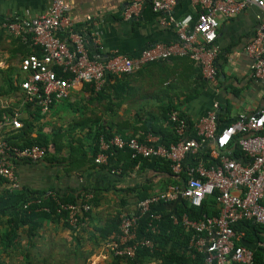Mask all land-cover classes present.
I'll return each instance as SVG.
<instances>
[{"label":"crops","instance_id":"obj_1","mask_svg":"<svg viewBox=\"0 0 264 264\" xmlns=\"http://www.w3.org/2000/svg\"><path fill=\"white\" fill-rule=\"evenodd\" d=\"M64 2L70 8L69 16L73 18L74 23L71 29H58L55 35L69 47L73 43V34L80 35L88 52L91 51L93 57H99L101 60L113 55L135 57L143 49L154 44L176 41V30L159 23L167 14L154 12L149 1L145 0L138 8L133 7L130 0ZM49 4V0H0V91L3 90V79L7 76L12 78L17 88L10 94L0 96L1 117L2 111L19 107L22 96L19 84L25 79L20 62L26 56L25 48L15 41L16 37L8 33L1 22L14 17L31 19L44 13ZM195 13L196 6L189 0H178L171 15L177 20H182L191 18ZM87 17H92L95 24L88 23ZM261 25H264V10L256 6L246 7L228 19H219L215 41L219 54L213 63L215 79L212 81L204 77L207 81L205 85L189 92L192 98L187 102L183 101L188 94L187 85L193 81V76L187 79L191 69L185 62L179 64L167 60L160 66L147 69L143 76L137 78L139 81L133 86L141 91H138L133 99L128 98L121 104L118 103L119 105H115L118 101L113 100L108 111L105 109L108 101L89 99L84 85L73 90L69 100L55 103L46 119H42L40 123L34 119L32 137H36L38 131L49 134L50 130L60 129L58 155L65 159L56 164L44 159L35 163L13 164L20 189L38 192L56 189L61 193L82 188L93 189L100 191L97 194L99 202L97 207L92 205L90 218H86L75 233L65 227L61 220H45L33 237H27L26 230L19 229L16 232L17 237L13 240L15 244L10 243V247L4 248L0 240V264H84L83 259L88 253L90 256L85 264H114L109 245L115 236L101 238L96 228L103 226L117 211L133 209L136 204V192H131L130 189L151 182V195L164 191L171 185L161 189L166 185V178L152 170L153 159L148 160L146 169L134 168L126 174H116L99 165L81 166L76 160L69 162L66 158L69 154L79 158L84 154L87 158L92 155L91 131L98 123L106 128L116 126L115 129H122L120 133L114 130L113 133L123 137L133 135V129L130 127H137L145 120H150L160 129L162 104H168L171 100L182 110L187 123L195 130L196 123L213 111L214 104L219 107L217 128L232 124L241 114L249 116L256 113L264 107V84L255 78L253 61L246 54L245 47L254 39ZM193 67L197 66L193 64ZM130 79L135 80V77ZM107 82L108 79L103 87L108 86ZM21 111L26 119L38 112L36 109L26 108ZM38 126L41 129H38ZM162 126L165 128L166 125ZM157 133H148L144 139L158 138V143L161 144ZM140 136L137 132L132 137ZM184 137L189 139L186 129ZM122 158L121 154L120 161L115 162V167L127 163L124 160L122 162ZM5 190V183L1 180L0 196ZM126 201L129 204L122 209L120 204ZM17 202L19 197L0 201V237L8 232L5 222L9 211L8 208L7 211L2 209L8 205H16ZM132 204L134 205L131 206ZM245 236L244 234L243 240Z\"/></svg>","mask_w":264,"mask_h":264},{"label":"built area","instance_id":"obj_2","mask_svg":"<svg viewBox=\"0 0 264 264\" xmlns=\"http://www.w3.org/2000/svg\"><path fill=\"white\" fill-rule=\"evenodd\" d=\"M49 1L47 10L38 16L31 19L14 17L3 24L8 33L20 38L32 50L20 62L25 79L19 84L22 91L19 107L0 119V180L10 192L20 189L13 171V159L39 162L48 156L46 147H19L8 141L9 136L17 135L23 128V120L27 118L21 111L23 108L36 109L46 119L53 104L69 100L71 92L78 87L94 84L95 90L99 91L109 75H129L146 64L171 57H188L205 78L213 81V63L219 54L215 45L219 19L233 17L249 6L264 10V0H189L200 8L195 19L177 20L171 13L178 0H146L154 12L167 14L159 23L176 30V41L154 44L135 57L113 55L101 60L89 55L80 35L73 34L71 47L55 35L60 28L71 29L74 21L64 0ZM130 1L133 7L138 8L145 0ZM86 21L95 24L92 17H87ZM38 50L41 55H38ZM245 52L253 61L255 78L264 84V25L259 26ZM218 109L214 104L213 111L196 123L201 137L199 141L184 137L187 121L177 111L169 115L179 137L175 144L164 146L158 143V138L141 141L138 137L125 138L120 134H114L107 140L100 138L101 152L94 158L97 165L108 164L109 150L127 149L131 159H163L169 162L173 175L185 177L180 186H169L164 191L153 193L138 201L131 211L120 214L119 234L109 245L111 255L120 260L119 264L133 261L141 248L152 250L153 243L138 235L143 220H147V232H159L162 217L151 209L152 205L184 199L191 206L200 207L203 200L214 192H217V215H204L198 221L189 220L186 215L181 218V223L193 231L189 246L204 254V264H253L252 251L240 243L245 233L236 231L234 225L253 221L264 226V107L249 116L239 115L222 129L216 126ZM236 134L242 135L238 145L247 156V162L229 157L227 147ZM206 144L210 148L209 157L216 162L207 167L198 158L197 162L185 166V161L198 156ZM112 171L121 173L119 169ZM93 197L92 192L83 191L76 204L57 202L59 211L68 214L70 229H79V217L92 210ZM33 204L40 205L41 200L30 199L23 207ZM42 211L48 212V209L43 207ZM170 217L177 223L173 214Z\"/></svg>","mask_w":264,"mask_h":264},{"label":"trees","instance_id":"obj_3","mask_svg":"<svg viewBox=\"0 0 264 264\" xmlns=\"http://www.w3.org/2000/svg\"><path fill=\"white\" fill-rule=\"evenodd\" d=\"M200 8L196 7V11H199ZM196 13L191 15V19L194 20ZM181 20V19H179ZM11 19L2 21L1 23L4 24L5 22H10ZM19 45L23 46L26 50V55L32 53V50L27 48L28 46L21 43L20 38H16L15 40ZM27 46V47H26ZM148 48V47H147ZM38 55H41L42 52L40 50L37 51ZM89 55L93 57L91 51H89ZM168 60H172L173 62L179 63L185 62L188 64V68L191 70L189 71V75L187 79H190L193 76V81L190 85H187L186 92L188 94L185 95L186 100L183 102L189 101L192 97L190 95L191 91L197 90L200 85H205L207 81H205L204 76L201 73L199 67H193L194 62H192L188 57H171ZM167 60H161L158 62H153L144 65L143 67L135 70L132 74L129 75H109L108 77V86L101 88V90L96 91L94 84H85V92L88 93L89 99H97L99 101L105 100L108 101L107 106L105 109L108 111L110 110V104L113 100H117L118 102L115 105H119L124 100L133 99L136 96L138 91H141L140 88H136L135 85L138 83V77L143 76V73L147 69H151L155 66H160ZM131 77H135V80H131ZM3 90L0 91V96L7 95L12 93L13 91L17 90L16 86L11 77L7 76L3 79ZM84 86V85H83ZM190 87V89H189ZM6 88V89H5ZM190 92V93H189ZM196 92V91H195ZM195 95V94H194ZM193 95V96H194ZM67 101V100H66ZM119 103V104H118ZM54 105V104H53ZM114 105V104H113ZM177 111L179 116H183V112L177 105L174 104L173 100L169 101L167 104H162L161 107V122L162 125H166L165 128L161 125L160 129H157L158 125L153 124L150 120H145L144 122L138 124L137 127L133 126L130 129H133V135L136 133H140V140L142 141L148 133L155 134L157 130L161 138V144L164 146H169L170 144H175L179 141V137L175 131V124L169 120V115L172 112ZM8 114H12V110L8 109L6 111H2L3 119ZM45 117L40 115L38 112H35L30 116L29 119L23 120V128L18 132L15 136H9L7 139L8 141L16 146L24 147V146H42L46 147L48 156L45 157V161L47 162H60L63 157H60L59 154V138H60V129L50 130L49 134L42 133L38 131L36 137H32V132L34 130L33 121L38 120L39 123ZM42 125V124H40ZM229 125V124H228ZM226 125V126H228ZM114 127V128H113ZM116 126H111L106 128L104 125L98 123V125L91 131L92 134V141H93V151L92 155L87 158L86 154L83 155L82 158H79L77 155L69 154L66 160L69 162H73L76 160L81 166L89 164V166L97 165L94 163V158L99 154L101 151L99 149V142L100 138L103 137L105 140L111 138L115 133L122 132L123 130L118 128L115 129ZM225 127V126H224ZM219 128V127H218ZM220 127L219 129H222ZM38 129H41L38 126ZM187 137L194 139L196 141L200 140V136L198 135L197 130H195L190 123H187ZM133 135H127L125 138H130ZM242 135L236 134L231 142L229 143L227 149L230 153L229 157L234 158L236 160H241L243 162H247L248 158L245 156V153L241 150L238 145V141ZM54 150V151H53ZM209 144L203 146L201 153L196 157L188 158L185 161V166L192 165L193 163L198 161V158L202 160L204 165L207 167L211 164L216 162L212 158L209 157ZM123 155V160L127 163H124L121 167H115V162L120 161V156ZM109 160L108 164L99 165L101 168H107L108 170H115L119 169L121 174H126L128 171H133L136 166L139 170L146 169L148 165V160L145 159H131L130 152L125 150H109L108 152ZM119 156V157H118ZM13 164L19 162H29L26 160H12ZM35 163V162H29ZM126 164V165H125ZM75 166H79V164L73 163ZM152 170L157 173L158 175L163 176L166 178L165 183L166 185L163 186L161 189H164L167 185L171 186H180L181 182L184 180V176H175L172 174L170 170L169 162L163 159H156L153 161ZM1 181V180H0ZM131 192L135 193V203L138 201L144 200L150 196L149 192L151 190V182L146 185L136 186L132 189ZM83 191H90L93 194V199L91 201V205L97 207L99 199L97 198V194L99 192L93 189H86L82 188L78 191H67V192H60L56 189H50L48 191H27L24 189L19 190H12L11 192L7 189L3 194L0 196V201H5L6 198L12 200L15 197H19V202L16 205H8L7 207L3 208V211H9V217L5 222L6 228H8V232L2 234L0 237L1 244L5 247H10V243H14V239L17 237L16 232L19 229H25L27 237H33L36 235L38 230L42 227V224L45 220H61L62 224L69 228L67 217L68 214L65 211H59L58 203L60 204H76L80 193ZM49 193V195H48ZM54 196V197H53ZM217 192H214L212 195L207 196L200 207H193L189 204L187 200H179L173 203H163L160 202L159 204L152 205L151 209L159 214H161L162 220L159 224V232L157 234H153L151 232H147L146 229V222L147 220H143L140 225V230L138 232L139 236H142L153 243L152 250L147 248H141L137 251L136 258L133 261H129L127 264H149L151 262H156L157 264H204L205 256L202 253H197L194 249L189 246V241L193 234V231L188 227L184 226L181 223V218L183 215H186L189 220L198 221L205 216H212L218 214L217 209V202H216ZM39 199L41 200L40 205H30L27 208H24V204L27 203L30 199ZM134 203V204H135ZM128 202H122L120 207L124 209L125 206H128ZM264 205V202H263ZM45 207L48 209V212L42 211V208ZM93 208V207H92ZM123 212V210H119L116 214L108 220L103 226L96 228V231L99 233V237L106 239L108 236L114 235L115 238L119 234V216ZM92 210L88 213L82 214L79 217V228L84 223L86 218H90ZM174 215L177 223H174L173 219H171V215ZM234 229L236 231L243 230L245 232V238L242 244L250 249L253 253V264H264V226L254 223L253 221H241L238 224L234 225ZM72 230V229H70ZM78 230H72L73 233L77 232ZM13 241V242H12ZM114 264H119L120 260L114 258ZM239 264V263H233Z\"/></svg>","mask_w":264,"mask_h":264},{"label":"rangeland","instance_id":"obj_4","mask_svg":"<svg viewBox=\"0 0 264 264\" xmlns=\"http://www.w3.org/2000/svg\"><path fill=\"white\" fill-rule=\"evenodd\" d=\"M134 200V199H133ZM134 204H132L131 206H133ZM89 252V251H88ZM90 256V254L88 253L85 257H84V259L83 260H85L84 261V264L87 262V259H88V257ZM66 264H69V262H66Z\"/></svg>","mask_w":264,"mask_h":264},{"label":"water","instance_id":"obj_5","mask_svg":"<svg viewBox=\"0 0 264 264\" xmlns=\"http://www.w3.org/2000/svg\"><path fill=\"white\" fill-rule=\"evenodd\" d=\"M132 19V18H131Z\"/></svg>","mask_w":264,"mask_h":264}]
</instances>
